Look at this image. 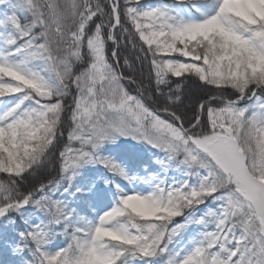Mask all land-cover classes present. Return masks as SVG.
<instances>
[{
	"label": "snow or ice",
	"instance_id": "6c2138e0",
	"mask_svg": "<svg viewBox=\"0 0 264 264\" xmlns=\"http://www.w3.org/2000/svg\"><path fill=\"white\" fill-rule=\"evenodd\" d=\"M0 177V264H264V0H0Z\"/></svg>",
	"mask_w": 264,
	"mask_h": 264
},
{
	"label": "trees",
	"instance_id": "16d2710c",
	"mask_svg": "<svg viewBox=\"0 0 264 264\" xmlns=\"http://www.w3.org/2000/svg\"><path fill=\"white\" fill-rule=\"evenodd\" d=\"M184 84V94L186 96L185 104L191 103V98L195 97L196 95H201L203 92L208 91L207 89L202 88L201 85L196 83L194 80L185 81Z\"/></svg>",
	"mask_w": 264,
	"mask_h": 264
}]
</instances>
